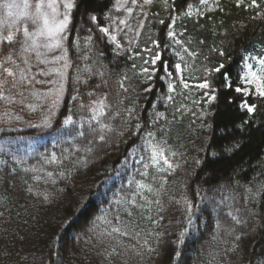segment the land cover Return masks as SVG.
Returning <instances> with one entry per match:
<instances>
[{
	"label": "trees",
	"instance_id": "obj_1",
	"mask_svg": "<svg viewBox=\"0 0 264 264\" xmlns=\"http://www.w3.org/2000/svg\"><path fill=\"white\" fill-rule=\"evenodd\" d=\"M116 1L75 0L65 92L50 123L0 131V264H264V98L235 91L246 58L254 68L264 59V0H152L123 55L101 31L122 17ZM19 49L1 43L0 63L11 67L5 57ZM157 51L169 70L182 63L189 88L160 61L147 79L144 60ZM100 100L107 114L93 119ZM97 120L113 129L105 141L92 132ZM156 144L173 169L144 168ZM138 181L159 195H139ZM125 225L127 236L111 231Z\"/></svg>",
	"mask_w": 264,
	"mask_h": 264
},
{
	"label": "snow or ice",
	"instance_id": "obj_2",
	"mask_svg": "<svg viewBox=\"0 0 264 264\" xmlns=\"http://www.w3.org/2000/svg\"><path fill=\"white\" fill-rule=\"evenodd\" d=\"M145 3L150 4L152 3V0H144ZM244 0H238V3H243ZM201 3L207 4V0H201ZM252 6H256V0H252ZM3 9L7 12V17L11 18V24L9 25L14 29L15 33H20V39H16L13 32H8L7 34L3 35L2 38H0V43H3L6 41L9 45L19 43L20 44V55L22 57V63L25 65V67H20L19 64H16L15 60L12 58V54L9 53L7 57H5V61L7 63H10L11 67H6L5 63H0V100H7L11 101V96H6L4 89L5 86L9 83L7 77L12 78L11 79V86L12 88L22 87L27 85L28 87H34L33 82L39 83V84H54L58 86L56 89L50 90L47 93H40L38 91H33L31 94L35 96L37 99L46 98L48 96H53L54 99L52 101V107L54 108L60 100V97L64 93V84L63 82H57L55 80L53 81H41L36 80V75H42L47 76L51 75L53 71L56 72L58 76L61 77V80L64 78V73L60 71L59 69H50L47 72H39L36 74L30 75L32 71V63L30 54H34L36 61L40 64H48L51 62H57L61 60H65V67H67L66 63V54L68 49L64 46L65 41L68 36V27L71 23V10L74 7L73 0H36L34 4H30L28 0H24L23 5L17 3H4L3 5H0ZM61 8L63 10H61ZM31 9V10H30ZM192 13L189 12L188 15H191ZM163 23V21H161ZM19 25V26H17ZM101 31L108 34L109 30L107 28H102ZM169 38H173L175 40L176 33L174 31L168 32ZM113 41H116V37H112ZM156 48H159L160 45L157 42H154ZM175 43L177 45H180L183 47V43L180 40H175ZM117 47H120V44L117 42ZM60 49L64 55H59L54 58L53 61H50L47 59V53L52 52L54 50ZM147 51H151L148 49ZM183 52L186 53L188 56L195 57L198 55V53L194 51H189L188 48L183 47ZM219 54L221 56L224 55L223 51H220ZM177 55L180 57V61L183 62L185 57L184 55H181L180 52H177ZM160 61V71L166 72L168 77L173 76V71L175 73H179V83L183 85L184 88H189V84L185 81V77L183 76V67L182 63H175L173 66V70H169V66L163 64L162 62V56L159 51L155 52L150 60L146 59L144 60L145 64H151L153 67L150 71L149 68H143V73L148 74L147 79H151L154 75L157 69L155 68V65L157 62ZM247 72L244 76V81L248 85H254L256 93L264 98V59H260L258 61V67L253 70L254 66L252 64L246 65ZM225 68L224 64H220L218 67L214 68L213 71L216 73H221V70ZM230 77L228 75H224V80L228 81ZM227 87H232L230 83L226 84ZM195 87L200 89H207L209 88V84L207 82L199 83L195 85ZM150 91L151 89H146ZM168 90L169 92H175L176 87L169 82L168 83ZM127 91V89H125ZM235 91L240 93L244 92L245 94H248L247 87L241 88L236 87ZM21 96H23V93H20ZM75 99V97H73ZM169 100L173 99V97L169 96ZM212 100H215L216 97L212 96ZM35 107V106H31ZM109 107L105 104L104 100H100L98 102L97 107H94L92 110L94 112L93 119H97V116H104L107 113L105 112V109ZM241 107L245 108L248 112L254 111V105L250 106L248 104H242ZM161 115H163L161 113ZM72 121V117L69 116L67 119L64 120L65 124H69ZM44 125L47 126V124L50 123V121L46 118L44 120ZM97 123L99 124V129L93 128V133H99V139L100 141H105V135L104 132L107 130L109 132L113 131V129L107 124L103 123L100 120H97ZM140 125H136L137 131L139 130ZM149 136H152V133H148ZM164 143H167L166 141ZM176 153H172V156H175ZM55 159V157H53ZM167 166L166 168L164 166ZM150 166H156V172H165L170 169H173L175 167L174 163L170 161L169 157L165 153V149L162 148L159 144L152 145V154H151V165L144 164V168L147 169ZM51 175V173H49ZM143 176L147 177L149 175L148 172L142 173ZM153 179H156L155 176H153ZM160 179L163 180L161 177ZM164 183H166V180H163ZM146 190L149 193L155 192L157 195H159V189H154L152 184L150 183H144L143 181L137 182V193L139 195H143V191ZM47 199V197H45ZM131 205H134L136 207L143 208V205H139L136 200V196L133 195L129 201ZM147 204L153 203V201H147ZM156 204H160V201L157 199L154 201ZM129 216H132V211H128ZM190 211V208H189ZM148 219H151V216L148 217ZM234 220H236L237 223H240L236 217H233ZM127 225L124 226L122 229L121 227H113L112 232L113 233H119L122 236L129 235V232L126 230ZM219 227V225H218ZM185 233H180V241L183 242V237ZM236 239H239V236L236 237ZM149 251H154L153 249L149 248ZM177 256H179V253H176Z\"/></svg>",
	"mask_w": 264,
	"mask_h": 264
},
{
	"label": "rangeland",
	"instance_id": "obj_3",
	"mask_svg": "<svg viewBox=\"0 0 264 264\" xmlns=\"http://www.w3.org/2000/svg\"><path fill=\"white\" fill-rule=\"evenodd\" d=\"M30 4H34L36 0H28ZM4 3H17L21 6L24 3V0H6L1 1L0 5ZM75 4V0H73ZM152 3L147 4L144 0H117L116 1V10L118 13H122V17L118 20H115L109 24L106 28L109 30L108 34L105 36L108 38L109 43L113 46L115 52L119 55H123L128 51H132L136 45L138 35L142 29L144 20L148 15L151 9ZM31 10V9H30ZM61 10H63L61 8ZM73 10V9H72ZM71 10V13H72ZM11 24V18L7 17V12L5 9L0 7V38L8 32H13V28L9 25ZM19 26V25H17ZM116 37V41L112 40V37ZM117 42L120 44V47H117ZM1 44V43H0ZM65 46V45H64ZM64 55L60 50H54L47 53V59L53 61L56 56ZM12 58L15 60L16 64H19L20 67H25L22 63V57L20 55V49L12 53ZM32 71L30 75L36 74L39 72H47L50 69H59L64 73V78L61 80V77L56 74L55 71L51 75L42 76L36 75V80L41 81H57L63 82L64 92L66 86L67 72L69 68V58L68 53L66 54V63L65 60L51 62L48 64H40L36 61L34 54H30ZM252 64L253 59L248 58L244 65V72L242 76V87H247L248 94L246 96H259L255 91L254 85H248L244 81L245 73L247 72L246 65ZM13 66V65H11ZM253 70H255L253 68ZM34 87H28L27 85L17 88H12L11 83L6 88L5 95L11 96V101L0 100V131L3 130H17L23 129L25 127L41 125L44 124V120L47 118L50 120L55 115V110L57 104L54 108L52 107L53 96H48L46 98L37 99L31 93L33 91H38L40 93H47L50 90H55L57 85L54 84H39L33 82ZM23 93V96L20 95ZM64 95V93H63ZM63 95L60 97L62 99ZM260 97V96H259ZM59 100V102H60ZM31 106H35L34 108Z\"/></svg>",
	"mask_w": 264,
	"mask_h": 264
}]
</instances>
